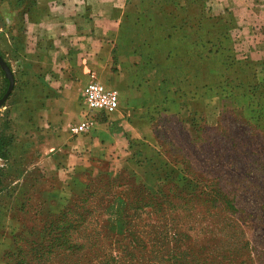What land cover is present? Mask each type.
<instances>
[{"label":"rangeland","instance_id":"rangeland-1","mask_svg":"<svg viewBox=\"0 0 264 264\" xmlns=\"http://www.w3.org/2000/svg\"><path fill=\"white\" fill-rule=\"evenodd\" d=\"M242 1L203 3L209 15L230 16L234 53L245 70L251 63L258 65L263 81H254L249 90L261 93L264 100V0ZM129 2L0 0V135L8 143L0 155V264L19 262L13 254L14 236L35 231L32 238L41 242L48 225L56 230L75 227L77 241L87 243L84 254L75 259L78 264H264V167L243 154L235 159L237 150L229 148V142L209 150L197 141L186 153L193 171L216 178L221 185L225 198L214 200V195L199 189L188 193L194 184L189 178L178 188L172 186L175 174L164 181L169 162L155 179L145 169L130 170L105 156L87 155L84 161L73 155L69 160L63 147H53L60 134L52 132L50 122L21 127L8 118L3 105L16 102L17 87L31 75L46 81L56 75L68 81L82 66L84 72L108 79L112 52L98 56L97 48L117 38L112 31L117 29L118 15L134 12ZM95 60L104 61V72ZM78 104V117L71 124L86 114L83 102ZM111 114L99 115L95 126ZM220 115L221 111L201 116L200 124L215 126ZM166 116L172 115L157 116L148 125L163 155V147L176 146L182 148L174 150L180 154L185 151V137L179 134L175 117L165 120ZM256 123H248L252 133L249 140L246 134L240 139L243 149L245 145L252 149L264 135V118ZM224 151L231 161L219 156ZM146 191L159 199L155 209L136 202ZM19 239L22 246L24 239L21 243ZM77 251L82 254L80 248ZM62 258L66 261L63 254L53 256V261Z\"/></svg>","mask_w":264,"mask_h":264},{"label":"crops","instance_id":"crops-1","mask_svg":"<svg viewBox=\"0 0 264 264\" xmlns=\"http://www.w3.org/2000/svg\"><path fill=\"white\" fill-rule=\"evenodd\" d=\"M153 1L140 4L147 10L143 17L125 12L118 15L117 29L112 31L117 32V38L97 48L98 56L112 52V70L108 79L95 76L115 89L119 97L117 109L106 117L107 121L99 120L80 137H68L69 126L78 117L82 88L90 79V72H84L82 66L77 67L75 77L68 81H60L56 75L51 81L40 75L29 76L17 87L16 102L4 107L8 118L21 127L50 122L47 126L52 132L60 134V138L55 135L58 141L53 147H63L69 160L73 155L84 161L87 155L105 156L112 162L126 164L130 170L145 169L146 175L156 179L160 167L164 168L168 160L148 125L155 117L187 114L201 117L225 109L244 116L254 102L262 103L263 107H259L264 108L263 95L249 90L247 82L263 81L258 65L251 63L247 70L243 65L242 71L241 61L237 67L228 64L233 58L238 60L230 28L229 40L223 47L211 49L208 39L215 36V31L202 34L195 26L198 14L192 1ZM130 2L137 10L133 5L139 0ZM222 17L225 21L228 15ZM224 28L222 24L214 30ZM227 54L234 57L227 58ZM94 62L104 72V61ZM231 81H246V84L231 88Z\"/></svg>","mask_w":264,"mask_h":264},{"label":"trees","instance_id":"trees-1","mask_svg":"<svg viewBox=\"0 0 264 264\" xmlns=\"http://www.w3.org/2000/svg\"><path fill=\"white\" fill-rule=\"evenodd\" d=\"M149 0H139V3L136 5L138 8L137 10H134L132 14H137L143 17L145 12V8L140 5V4H145V2H148ZM194 3V8H196V12L198 14V19L196 20L195 26L200 30V32L203 33H212L215 31V36L213 35L212 38L208 39V42H210L211 49L213 48L214 50H218L219 48L223 47V43L225 41L229 40V35H228V30L229 28L231 29V24L232 20L230 16L228 15V18H226L225 21H223V15H209L207 14L205 10V5L203 3V0H189ZM159 0H154L153 3H157ZM151 4V2H148ZM131 14V13H127ZM139 16V18H140ZM138 18V19H139ZM225 25L224 29H216L214 30L217 26L219 25ZM127 27V25H126ZM120 29V27H119ZM227 49H230L229 47H225ZM231 56V57H230ZM232 58L234 57L233 54H227V58ZM228 64H233V66L240 65V61L236 59H231L228 61ZM245 66V65H244ZM243 68V64H241V70ZM238 69V68H237ZM244 70V69H243ZM242 70V71H243ZM238 79V78H237ZM232 84L230 85L231 88H234L236 86H239V84H246V81H231ZM248 82V81H247ZM252 82V81H250ZM248 82L249 86L251 83ZM253 84V82H252ZM248 86V87H249ZM250 87L249 89H251ZM5 91V90H4ZM259 103H253L249 105V107L245 110V114L243 117H237L236 114H233L231 110H223L221 111V115L216 123L215 126H205L200 124V116H196L195 114H187V115H179V116H166L164 118L165 120H171L173 117L174 123L178 129H179V134L185 137L186 140V147L184 148V152L176 153L174 150H182L181 147H173V148H164L162 143H159L161 147H163L166 157L168 162L170 163V169L169 173H167L165 176L164 181L168 180V177L172 174L174 175V178L172 179L173 184L177 185L176 187L185 182L187 178L191 180L194 184L192 185V188L189 190L188 193L192 194L195 192L196 189H199V192H207L210 195H214V200H221L225 198V192L222 191L221 185L219 182L214 178L213 180L206 179L199 173H196L193 171L192 166H189L188 161V155L186 153H189L192 149V146L194 143L197 141L204 143L202 145V149L207 147V149H217L219 145L225 146L228 142L230 145H227L229 148L234 149L235 151L237 150L235 156L239 160L240 154L245 155V157H248V159H251V162L254 163L255 161H258V165L264 167V135L260 136L261 140L260 142L255 140L254 142L257 143L256 146H253L252 149L249 147H246L243 149L242 147L243 144L240 143V139L243 137V135L246 134V139H250L251 137L248 136L249 133H252L250 129H248V123L251 121H257L260 123V121L264 118V108L259 107ZM5 107V104L3 105ZM231 112V114L229 112ZM255 124V125H256ZM257 127V125H256ZM234 129V130H233ZM157 134H155L156 136ZM158 138V136H156ZM237 138V139H236ZM159 139V138H158ZM4 136L0 135V155H4V150L6 149V146L8 145L7 142H5ZM188 145V146H187ZM239 145V146H236ZM240 148L239 150L237 148ZM229 152L224 151V155H219L225 161H231L229 157ZM187 155V157H186ZM180 156H182L180 158ZM144 162V160H142ZM166 164V163H165ZM166 169V168H165ZM147 173V172H146ZM150 178L152 177L149 175ZM146 176H143V178ZM128 180H126L127 182ZM133 181V180H131ZM144 188V187H143ZM166 190H168L165 187ZM143 190V189H142ZM145 191V190H144ZM152 196V197H151ZM165 197V192H161V198L164 199ZM177 198V197H176ZM159 199L153 198V195H151L149 192L146 191V196L138 195L136 198V202H140L144 204L143 206H150L152 208H156V202ZM228 199L226 198L225 201ZM179 201V199H177ZM70 211V210H68ZM71 215L68 216V218L71 219ZM70 221V220H68ZM73 219L71 220V222ZM71 222H68V225L73 227L71 225ZM49 226V229H47V232H45V235H42L43 240L39 242L35 237L34 239L32 238V235H36L37 233L35 231L27 233V236L25 235H17L13 237V243L12 245L14 246V251L18 248V238L19 242L21 243L24 239V242L22 243V246L20 244L19 246V251L16 253L13 251V254H16V259H19V262L16 264H78L76 262L83 254L84 250L87 248V243H79L77 241V235L76 232L77 230L75 227L69 228L66 230H60L56 228H53ZM107 226V225H106ZM32 230L36 229V226H31ZM72 229V230H71ZM111 228H109V232ZM113 231V230H112ZM62 234L67 237H62ZM31 236V237H30ZM39 236V235H38ZM82 251L81 253L75 254V252H78L77 249ZM91 249V247H90ZM68 250L65 253V251ZM60 254H63L64 257L66 258V261L62 258L58 262L53 261V256L59 257ZM9 263V261H8Z\"/></svg>","mask_w":264,"mask_h":264},{"label":"built area","instance_id":"built-area-1","mask_svg":"<svg viewBox=\"0 0 264 264\" xmlns=\"http://www.w3.org/2000/svg\"><path fill=\"white\" fill-rule=\"evenodd\" d=\"M90 79L81 91L82 102L86 108L84 118L69 126L71 135H80L92 129L97 117L113 113L119 104L118 93L99 81L94 72L89 73Z\"/></svg>","mask_w":264,"mask_h":264},{"label":"water","instance_id":"water-1","mask_svg":"<svg viewBox=\"0 0 264 264\" xmlns=\"http://www.w3.org/2000/svg\"><path fill=\"white\" fill-rule=\"evenodd\" d=\"M10 86H11V85H10ZM9 90H10V87H9ZM6 94H7V93H6ZM6 94H5V96H6ZM5 96H4V97H5ZM4 97H3V98H4ZM1 102H2V101H1ZM0 106H1V103H0Z\"/></svg>","mask_w":264,"mask_h":264}]
</instances>
